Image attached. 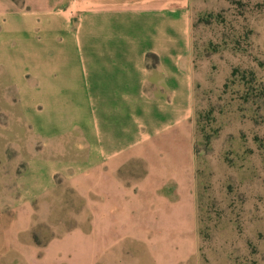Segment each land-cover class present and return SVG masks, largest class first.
Segmentation results:
<instances>
[{
  "label": "crops",
  "instance_id": "0c3cea01",
  "mask_svg": "<svg viewBox=\"0 0 264 264\" xmlns=\"http://www.w3.org/2000/svg\"><path fill=\"white\" fill-rule=\"evenodd\" d=\"M8 1L0 92L55 155L46 167L33 157L18 189L84 203L91 230L67 237L84 242L69 249L79 264H199L190 0H64L72 23L55 0L31 17Z\"/></svg>",
  "mask_w": 264,
  "mask_h": 264
},
{
  "label": "rangeland",
  "instance_id": "374dc122",
  "mask_svg": "<svg viewBox=\"0 0 264 264\" xmlns=\"http://www.w3.org/2000/svg\"><path fill=\"white\" fill-rule=\"evenodd\" d=\"M55 1L61 23L77 20L64 0ZM48 2L8 1L30 17ZM189 12L198 263L264 264V0H190ZM15 103L12 90L0 92V264H79L69 249L84 242L67 237L84 225V203H72L70 190L33 198L18 189L33 157L46 167L55 155ZM87 217L83 227L91 230L89 210ZM86 245L94 252V239ZM87 259L94 264L95 255Z\"/></svg>",
  "mask_w": 264,
  "mask_h": 264
},
{
  "label": "trees",
  "instance_id": "16d2710c",
  "mask_svg": "<svg viewBox=\"0 0 264 264\" xmlns=\"http://www.w3.org/2000/svg\"><path fill=\"white\" fill-rule=\"evenodd\" d=\"M150 58V57H149Z\"/></svg>",
  "mask_w": 264,
  "mask_h": 264
}]
</instances>
